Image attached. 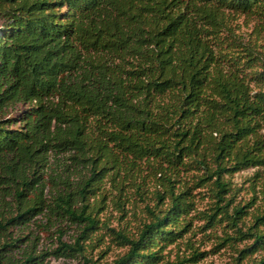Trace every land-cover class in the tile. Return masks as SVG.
Instances as JSON below:
<instances>
[{
    "label": "trees",
    "instance_id": "obj_1",
    "mask_svg": "<svg viewBox=\"0 0 264 264\" xmlns=\"http://www.w3.org/2000/svg\"><path fill=\"white\" fill-rule=\"evenodd\" d=\"M249 14L264 0H0V264H98L100 229L125 248L109 264H196L195 231L225 264H264V36L235 25ZM136 200L135 233L100 218Z\"/></svg>",
    "mask_w": 264,
    "mask_h": 264
},
{
    "label": "rangeland",
    "instance_id": "obj_2",
    "mask_svg": "<svg viewBox=\"0 0 264 264\" xmlns=\"http://www.w3.org/2000/svg\"><path fill=\"white\" fill-rule=\"evenodd\" d=\"M235 25H239L238 31L244 33V37H248V33L254 31V27H257V30L260 31L261 36H264V19L262 17L249 14V15H239L236 17ZM264 49V47H263ZM264 169V168H263ZM255 169L250 168L246 170H242L236 172L232 181L234 184L240 187H246L248 185L247 179L252 175ZM108 183H106V187H108ZM240 195H243L245 198L249 197V194L245 193L243 190ZM196 205L199 208L204 206L206 200L199 201L198 197H196ZM143 202L136 200L131 204H127L128 210L125 218L121 219L120 214L114 209V206L108 204V207L103 210L100 214V218L109 222L110 226L121 228H127L128 232L135 233L137 227L140 223L147 219L146 213L143 212ZM201 223L198 221H194V225H200ZM64 230L63 239L66 241H72L73 237L76 234V226L70 221H66V223L61 224ZM194 228H196L194 226ZM195 235H190L191 239L195 241V245L202 250L209 251L208 255H206L202 260L197 262L196 264H225L227 261L231 259V251L230 249H220L218 252H212V240H208L203 236L201 232L195 231ZM97 236L93 239V247H89L86 251V255L88 258L92 259L98 264H109L115 257L121 254L125 248L117 246L114 242L110 240V237L107 236V231L105 229H100L96 232ZM101 237V240H98ZM187 237V236H186ZM43 246H52V242H50L49 238L46 237L45 240H42ZM243 244V243H242ZM241 244V245H242ZM171 249V252L174 253L176 247L170 244L166 250ZM43 264H90L89 262H85L83 258H63V257H49L46 263Z\"/></svg>",
    "mask_w": 264,
    "mask_h": 264
}]
</instances>
